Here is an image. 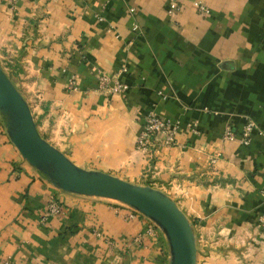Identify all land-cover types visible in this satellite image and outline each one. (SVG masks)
Returning a JSON list of instances; mask_svg holds the SVG:
<instances>
[{
  "label": "crops",
  "instance_id": "obj_1",
  "mask_svg": "<svg viewBox=\"0 0 264 264\" xmlns=\"http://www.w3.org/2000/svg\"><path fill=\"white\" fill-rule=\"evenodd\" d=\"M8 1L0 66L39 135L80 168L163 192L208 234L218 227L224 238L203 255L197 246L196 264H264V0H178L174 14L168 0ZM100 74L127 89L103 92ZM149 112L195 132L169 147L155 139L144 156L136 137ZM249 119V146L224 140ZM3 130L0 118V264H168L146 219L59 191ZM52 198L64 210L42 220Z\"/></svg>",
  "mask_w": 264,
  "mask_h": 264
},
{
  "label": "water",
  "instance_id": "obj_2",
  "mask_svg": "<svg viewBox=\"0 0 264 264\" xmlns=\"http://www.w3.org/2000/svg\"><path fill=\"white\" fill-rule=\"evenodd\" d=\"M0 116L9 141L22 160L61 192L116 201L146 217L162 232L168 264H196L197 247L190 221L176 203L149 186L86 170L71 162L38 133L30 108L0 66Z\"/></svg>",
  "mask_w": 264,
  "mask_h": 264
},
{
  "label": "built area",
  "instance_id": "obj_3",
  "mask_svg": "<svg viewBox=\"0 0 264 264\" xmlns=\"http://www.w3.org/2000/svg\"><path fill=\"white\" fill-rule=\"evenodd\" d=\"M21 0H10V8H14ZM169 12L174 14L178 10V0H168ZM194 6L197 12L201 15H207L209 13L208 8L201 2H194ZM98 23H103L105 20L102 16H98ZM97 86L100 90L105 93H117L127 89V85L118 79H112L111 77L100 74L97 76ZM187 128L195 132V124L188 123L182 125L177 119H171L166 117H160L152 112L144 115L141 121V127L139 134L136 137V150L141 152L144 156H151L153 149V141L160 139L163 146L169 147L175 144L176 136L183 129ZM256 130V124L252 120H246L239 133H235L230 127L226 128L223 133V138L226 141H232L237 139L242 146H249L252 140V134ZM64 210L62 203L56 199H50L45 207L42 220L48 219L49 217L58 216ZM136 214L132 211L129 215L133 217ZM264 230V224L261 225ZM154 226L150 224L147 228L149 234H153ZM99 236V233H95ZM2 264H12L10 259H4Z\"/></svg>",
  "mask_w": 264,
  "mask_h": 264
},
{
  "label": "rangeland",
  "instance_id": "obj_4",
  "mask_svg": "<svg viewBox=\"0 0 264 264\" xmlns=\"http://www.w3.org/2000/svg\"><path fill=\"white\" fill-rule=\"evenodd\" d=\"M10 1V0H9ZM9 1H8V4H7V6H8V9L9 10H11L12 11V8H10V3H9ZM1 65H2V67L3 68H7V66L4 64V63H1ZM7 70V69H6ZM96 80H97V78H96ZM0 118H1V116H0ZM1 123L3 124V131H4V133L6 134V132H5V128H4V122H3V120H2V118H1ZM28 165V164H27ZM94 200H97V201H105V202H107V203H109L111 206H113V207H120V208H125V209H127V210H129L131 213H132V211H134V210H131L130 208H128V207H126V206H123L122 204H120V203H118V202H116V201H112V200H107V199H103V198H93ZM135 212V211H134ZM136 213V215H139L140 217H143L144 219H146V221L148 222V226L150 225V224H152L153 226H154V232H153V234L152 235H154L156 232L159 234V235H161L162 236V238H163V240H165V238H164V236H163V234H162V232L157 228V226H155L152 222H150L146 217H144V216H142L141 214H139V213H137V212H135ZM190 223H191V226H192V228H193V232H194V235H195V240H196V247L198 246V249L200 250V253L203 255V253L204 252H206L208 249H213V247L215 246V245H218V243H220V240H221V238L219 237V236H221V237H223V235L224 234H221V232L220 233H218V227H214V229L212 230V232L210 233V234H208V230H206L207 228L205 227V225L203 224V221H201V220H196V219H194V220H190ZM259 229H261L262 230V228H261V226L259 227ZM264 231V230H263ZM214 233V234H213ZM264 233V232H263ZM233 234H235V235H233L234 237H233V239H235V242L231 245L230 244V246H229V248H231L230 250L232 251V250H234L233 252L235 253V252H237V251H239L241 248H240V245H241V242L239 241V245L237 244V238L239 237V236H241L240 234L241 233H238V232H234ZM228 235H230V233L228 234ZM224 238V237H223ZM166 242V241H165ZM167 245V244H166ZM224 246V245H223ZM222 245H219V246H217L216 248H218V247H223ZM247 247V246H246ZM224 249H227L226 248V246L225 247H223ZM228 248V249H229ZM244 249V248H243ZM245 250V249H244ZM246 251V250H245Z\"/></svg>",
  "mask_w": 264,
  "mask_h": 264
}]
</instances>
